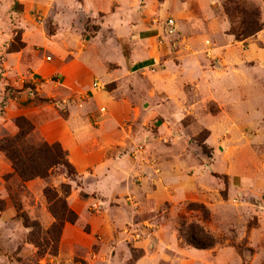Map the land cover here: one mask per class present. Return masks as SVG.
I'll return each instance as SVG.
<instances>
[{"label":"rangeland","instance_id":"374dc122","mask_svg":"<svg viewBox=\"0 0 264 264\" xmlns=\"http://www.w3.org/2000/svg\"><path fill=\"white\" fill-rule=\"evenodd\" d=\"M13 1H17L15 6L12 2L15 10L11 5L7 14V21L12 25L0 46V141L18 132L15 118L23 115L34 125V130L25 138L27 142H53L51 138L60 129L53 122L54 116L66 118L70 103L80 107L87 101L88 114L92 106L86 95L75 101L72 97L51 95L53 81L60 78L58 72L52 71L45 78L40 76L39 70L48 66L46 62L52 64L67 58L49 50L51 41L62 45L63 40L54 37L57 24L48 16L46 0ZM131 1L130 10L142 18L135 20L142 22V29H130L128 36L120 35L119 39L128 41L137 54L142 53L144 45L150 47L163 40L157 35L158 29L152 26L161 27L164 19L172 17L161 14L173 3L182 5L187 1L190 4L187 9L195 17L203 16L196 0ZM96 2L90 0L88 6ZM211 6L216 16L229 20L230 28L218 32V29L177 26L175 33L167 34L171 46L168 57L177 63H188L184 59L194 58L203 67L212 69L229 88V98L220 95L219 101L207 98L198 102L200 95L186 85L183 103L197 102L192 111L184 110L174 120L170 119L174 117L172 114L161 115L148 124L142 115L135 116L115 132L114 138L124 139V144L117 146L118 150L115 147L108 150L124 154L136 164L152 163L159 156L182 158L186 166L184 173L200 176L193 198L166 201L150 209L146 195L132 193L124 197V205L117 206L114 200L104 202L96 193L85 191L84 184L94 180L90 172L78 174L76 171L68 177L64 168L55 167L46 178L23 181L0 150V264H90L91 259L98 258L95 241L103 237L98 226L103 217L117 224L112 231L125 234L126 246L131 251L128 264L143 255L145 248H150L157 234L170 233L176 237L177 252L165 250L159 264H222L223 261L224 264H264V0H218ZM226 8L231 18L225 13ZM236 9L243 10L244 23ZM254 20L262 24L261 29H254ZM77 26L80 44L98 32L97 24L90 19L81 20ZM159 31L166 34L162 29ZM247 31L254 32L240 38ZM101 37L117 39L110 31ZM68 41L66 45H70ZM107 52L106 47L99 46V54L90 55L105 57ZM239 77L241 89L234 81ZM135 102L142 105V100L135 99ZM212 163L216 166H210L209 170ZM133 180L136 186L141 185V179ZM61 183L70 186L66 203L78 217L74 223L63 225L57 251L51 254V235L47 230L54 218L43 189L50 187L63 197ZM216 189L218 198L212 196ZM190 202L202 204L203 208H190ZM18 213L24 215L27 224ZM34 223L37 225L33 226ZM189 224L212 235L214 246L198 249L186 243L179 236V229L184 232ZM110 240L111 251L114 246L118 247V242L114 236ZM34 241L41 243L40 249Z\"/></svg>","mask_w":264,"mask_h":264},{"label":"crops","instance_id":"0c3cea01","mask_svg":"<svg viewBox=\"0 0 264 264\" xmlns=\"http://www.w3.org/2000/svg\"><path fill=\"white\" fill-rule=\"evenodd\" d=\"M89 1L46 0L48 16L57 24L54 37L63 40L62 45L51 41L49 50L58 57L63 55L61 58H67L52 64L46 62L48 66L39 70L40 76L45 78L52 71L58 72L60 78L56 82L53 81L55 85L54 89L51 87L50 94L72 97V101L86 95L92 106L91 113L88 114L87 101L80 107L68 104L69 112L66 118L58 115L53 118V122L60 129L51 139L61 143L78 174L90 172L89 175H92L94 180H88L84 189L88 194L96 193L104 202L114 200L118 202L117 206L124 205V197L133 193L136 196L146 195L150 209H156L166 201L177 202L193 198L198 190L200 176L195 173L193 176L185 174L183 168L186 166L182 158L159 156L152 163L136 164L132 158L108 150L111 147L118 150L117 146L120 148L119 145L124 144V139L114 138L117 135L115 132L126 121L135 119V116L142 115L144 122L148 124L161 115L172 114L174 117L170 116V119L174 120L184 110L192 111L191 108L196 106L197 102L189 105L183 103L186 85H190L192 91L200 95L198 102L207 98L219 101L220 95L229 98V88L223 85L222 77H216L215 73L211 72L212 69L206 68V65L203 67L194 58L184 59L188 63H177L171 56L168 57L171 46L167 34L159 31L162 29L159 26H152L153 29H158L157 35H161L163 39L159 44L150 47L144 45L142 53L139 54L132 51L133 47L128 41L119 39L120 35H123V38L128 36L130 29H142V22L135 21L142 18L130 10L131 0H96L92 7L88 6ZM216 1L218 0H196L198 7L203 11L201 18L195 17L187 9L190 7L187 1L182 5L173 3L161 16L168 13L180 29H218V32H223L230 28V22L224 17L216 16L211 6ZM12 2L14 6L17 4V1L13 0H0V46L8 36L7 29L12 25L7 21ZM87 19L97 24L98 32L90 37V40L80 44L76 31L80 28L77 25L81 20ZM107 31L116 34L117 39L101 37ZM67 40L70 45H66ZM99 46L106 47L109 54L105 57L91 56L90 53L99 54ZM186 49L187 46L181 51ZM65 50H68L66 54ZM47 57V60H51L50 56ZM94 81H99L103 88H94ZM234 81L238 82L239 86L241 78ZM108 84L114 85L108 89L104 88V85ZM49 90L50 88L46 92ZM135 99L142 100V105H138ZM244 109L242 108V111ZM166 111L167 113H164ZM161 125L164 126V122ZM110 141L112 143H109ZM210 166L214 167L216 164L209 165V170ZM90 168L91 171L88 170ZM207 170L206 168L204 172ZM134 178L141 179L140 186H136ZM218 193L216 189L212 191V196L218 198L215 195ZM208 204H211L210 201ZM116 225L111 219L102 218L98 226L103 237L95 241L98 258L91 259L92 263L128 264L131 251L126 246L128 242L124 239L125 234L121 232L118 235L115 230L112 231V227ZM113 236L118 242V247L114 246L110 251V237ZM156 236L153 243H150V248L144 247L143 255L132 264H159L165 250L177 252L175 235L170 233ZM92 263L90 261V264Z\"/></svg>","mask_w":264,"mask_h":264},{"label":"trees","instance_id":"16d2710c","mask_svg":"<svg viewBox=\"0 0 264 264\" xmlns=\"http://www.w3.org/2000/svg\"><path fill=\"white\" fill-rule=\"evenodd\" d=\"M238 12H242L241 9H236ZM225 13L231 18L230 11L225 9ZM244 14L241 13L242 22L244 23ZM256 27L254 29H261L262 24L255 21ZM252 32H243L240 38L247 37L253 34ZM45 100V99H44ZM15 124L18 127V132L11 137H4L0 141V150L4 151L7 158L11 163L13 171L17 176L23 180H31L35 177L46 178L51 174V170L55 167H62L65 169L68 177L76 174V169L69 161L67 151L62 147L59 141H41L39 143L27 142L25 138L34 130V125L23 115H19L15 118ZM64 187V196H59L57 191L45 187L43 189L44 196L47 200L48 210L52 214L54 221L51 227L47 230L51 236V247L49 253L55 254L57 251V242L63 228V225L68 223H74L77 220L76 212L71 209L67 203L65 197L69 194L70 186L65 183H61ZM190 208H203L202 204L195 202L188 203ZM20 208H17L19 212ZM22 217L24 222L25 217L22 213H18ZM37 224L34 223L33 226ZM179 236L188 244L198 249H205L214 246L215 239L212 235L205 232L202 228L189 224L188 228L181 232L179 229ZM36 246L40 249L41 243L34 241Z\"/></svg>","mask_w":264,"mask_h":264},{"label":"built area","instance_id":"2783aa9c","mask_svg":"<svg viewBox=\"0 0 264 264\" xmlns=\"http://www.w3.org/2000/svg\"><path fill=\"white\" fill-rule=\"evenodd\" d=\"M161 24L162 30L168 35L177 31V25L172 17H167ZM47 59H49V57H47ZM92 86L94 88H103V85H101L99 81H94Z\"/></svg>","mask_w":264,"mask_h":264}]
</instances>
